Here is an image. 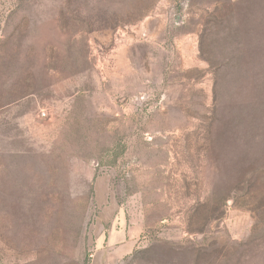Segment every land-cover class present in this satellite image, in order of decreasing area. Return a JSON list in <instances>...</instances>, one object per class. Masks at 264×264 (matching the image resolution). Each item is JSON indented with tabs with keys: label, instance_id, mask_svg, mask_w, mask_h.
I'll list each match as a JSON object with an SVG mask.
<instances>
[{
	"label": "rangeland",
	"instance_id": "1",
	"mask_svg": "<svg viewBox=\"0 0 264 264\" xmlns=\"http://www.w3.org/2000/svg\"><path fill=\"white\" fill-rule=\"evenodd\" d=\"M0 264H264V0H0Z\"/></svg>",
	"mask_w": 264,
	"mask_h": 264
}]
</instances>
